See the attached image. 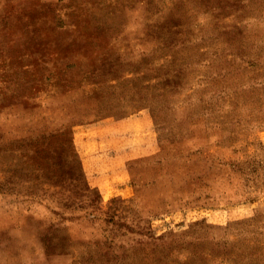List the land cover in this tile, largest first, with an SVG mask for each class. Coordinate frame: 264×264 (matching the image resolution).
<instances>
[{
	"label": "rangeland",
	"instance_id": "1",
	"mask_svg": "<svg viewBox=\"0 0 264 264\" xmlns=\"http://www.w3.org/2000/svg\"><path fill=\"white\" fill-rule=\"evenodd\" d=\"M0 264H264V0H0Z\"/></svg>",
	"mask_w": 264,
	"mask_h": 264
},
{
	"label": "crops",
	"instance_id": "2",
	"mask_svg": "<svg viewBox=\"0 0 264 264\" xmlns=\"http://www.w3.org/2000/svg\"><path fill=\"white\" fill-rule=\"evenodd\" d=\"M94 114V113H93ZM87 119H90V118H87ZM96 179H97V177H96ZM99 179V178H98Z\"/></svg>",
	"mask_w": 264,
	"mask_h": 264
}]
</instances>
